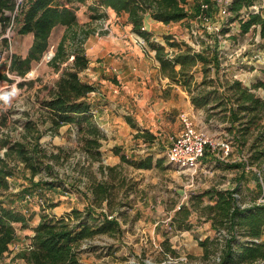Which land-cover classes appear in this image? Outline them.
<instances>
[{
    "label": "rangeland",
    "instance_id": "1",
    "mask_svg": "<svg viewBox=\"0 0 264 264\" xmlns=\"http://www.w3.org/2000/svg\"><path fill=\"white\" fill-rule=\"evenodd\" d=\"M59 1L66 4V0ZM93 1L73 0L66 5L73 8L78 23L87 22L90 28L94 29L92 36L94 40H99L105 37L109 29L104 27L102 18H95L99 17L98 12L89 9ZM213 1H216L217 8L210 9L209 21H200L192 17L187 23L179 22V25H158L156 32L158 36L160 34L159 40L166 46L161 35H166L165 33L175 35L174 39L187 42L195 50L203 51L210 58L216 56V63L208 64L209 77L218 76L221 80L237 78L248 86L259 79L264 80L262 72L264 36L260 35V28L253 27L241 35L238 23L236 21L230 23L228 20L230 15L226 11V6L229 0H211ZM258 8L259 5H255L251 9ZM100 15L106 16L104 10ZM112 21L115 27L118 25L124 36L133 34L138 37L132 31L131 25L120 15L118 18L115 15ZM19 26L20 21L16 20L2 34L7 39V45L1 47L0 53V141L22 139L26 120L35 121L39 116L37 96L42 98L46 93L45 87L52 86L59 75V71L49 64L51 58L48 59L47 54L55 52L65 25L58 23L54 26L48 36L46 50L39 59L30 61L29 68L24 69V73L23 70L18 71V68H22L18 63L12 66V62L15 57L22 61L27 56L33 35L21 34L18 32ZM222 29L228 31L222 33ZM142 45L146 50L143 53L148 55L154 53L143 41ZM166 49L171 50L167 46ZM110 55L117 58L118 53L110 52ZM97 61L93 57L89 67L80 73V77L96 86L95 92L90 95L94 104L101 102L103 105H110L108 101H111L115 93L109 90L108 82L114 81L111 77L113 74L109 72L110 76L108 74L105 76L98 73ZM195 70V76L199 81L202 77L201 64ZM168 82V78L167 82L158 80V85H155L156 90L151 94L152 100L147 105L146 112L150 113L149 117L142 115V118L136 119L133 111L130 112L123 107L120 109L129 112L127 116L135 119L140 131L153 133L154 141L145 142L142 138H135L137 127L133 128L134 132L131 128L121 129L120 123L111 117L118 115V112L110 108L108 113L112 128L106 131L101 128L107 136L100 147V161H92L84 154L77 134L70 124L61 126L59 132L53 135L46 130V124L37 122V127L41 131L39 138L41 147L48 153L58 152L61 156L59 159H45L46 163L52 165V170L42 168L41 173L36 175L33 181L40 178L56 181L57 184L62 181L67 190L42 188L40 194L36 193L33 196L28 194L25 198L13 202L12 207L20 208L26 216L27 225L14 223L16 238L0 258V264H27L16 257V253L29 243V237L33 234L32 227L39 221L40 205L44 207L46 205L45 199H50L56 206L48 210L45 208L43 211L56 216L69 213L72 208L84 209L91 198L88 178L90 176H95L97 180L108 179L116 185L114 210L103 202L102 208L94 214L98 215L101 210L108 214L112 213L108 217L115 216L119 225L118 230L112 233H100L84 239L77 249L80 264H137L138 260H142L144 264L217 263L225 229L219 224H215V227L212 225L207 205L214 201L207 191L226 190L236 185L235 177L239 170L226 164L239 160L244 152L237 150L232 144L229 160H226L220 156L222 150L217 146L214 150L207 149L205 152L207 154L204 153L195 168H180L169 163L165 151L172 143L173 137L183 127L181 115L191 119L195 127L204 131L213 142L232 139V136L227 128L228 122L221 119L220 115L207 118L206 110L194 108L187 92L181 86L171 84L169 87ZM255 93L263 97L264 87L256 89ZM103 114H105L103 111H98L95 116L97 123ZM114 146H119L121 153L128 159L139 160L152 156L151 167L137 168L132 164L120 162L119 156L112 151ZM5 149L6 147L0 146V157L3 156ZM100 165L117 166L116 171L120 174L116 179H110L106 176V170L104 174L100 172ZM18 167L21 168V164ZM8 183L9 198H14L15 194L28 184L19 170H16L14 177L8 179ZM252 187V182L241 181L242 193L247 196H251L248 195L247 189ZM185 210L189 211L186 217L182 215V211ZM204 240H208L212 251L208 258L203 256V247L200 245V241ZM261 240L264 241V233ZM164 242H167L174 252L166 251L162 244Z\"/></svg>",
    "mask_w": 264,
    "mask_h": 264
},
{
    "label": "trees",
    "instance_id": "2",
    "mask_svg": "<svg viewBox=\"0 0 264 264\" xmlns=\"http://www.w3.org/2000/svg\"><path fill=\"white\" fill-rule=\"evenodd\" d=\"M83 1V0H79ZM97 5L112 9L116 14L127 13V22L138 37L154 51L158 61L160 75L168 78V86L179 85L187 92L194 108H204L207 118L220 115L228 122V131L237 150L244 152L239 160L226 164L239 170L235 177L236 185L226 190H208L207 194L213 203L207 205L212 225L225 229L223 244L216 264H264V96L255 90L264 87V80H257L250 86L240 79L221 80L216 76L209 77L208 64L216 63V56L210 58L206 53L195 50L185 41H178L171 35H163L166 46L153 39V34L143 26V19L148 14L152 19L163 22H186L192 17L200 21H209L210 9L217 8L216 1L211 0H96ZM73 0H66V4ZM59 0H0V53L1 47L7 45V39L2 36L7 27L16 20L20 21L18 32L33 35L32 45L27 56L22 60L14 58L12 66L18 63L24 73L29 68L31 60L39 59L48 45V36L58 23L65 25L64 33L57 43L49 64L53 65L59 75L50 87H45L42 98L37 96L39 116L35 121L26 120L25 133L20 140L0 141L1 147H6L0 157V258L8 251L9 245L16 238L14 223L27 225L26 216L20 208L12 204L15 200L25 198V195L40 194L42 188L66 191L62 181H47L33 178L41 173L42 168L52 170V165L45 162L47 158L59 159L60 153H48L41 147L39 138L41 131L37 127L40 121L46 124V130L57 134L59 128L70 124L74 128L80 148L92 161H100V147L106 135L95 121L93 102L90 95L96 86L81 79L80 73L90 65L86 53L85 42L94 29L85 23H78L73 8ZM259 5L257 10L251 9ZM264 0H229L226 11L229 22L238 23L239 33H247L253 27L260 28L264 36ZM90 6L89 9L98 12ZM99 11L97 14L101 18ZM106 14V13H105ZM94 16V15H93ZM205 18V19H204ZM191 24L189 23V27ZM222 29L221 32H227ZM64 64V65H62ZM201 64L202 77L198 81L195 68ZM217 70V67H215ZM263 76H264V70ZM218 109L217 111H213ZM127 123L132 128H138L135 138L145 142H153L155 135L149 131H140L135 120L126 116ZM7 138V137H6ZM61 152V149H59ZM118 155L120 162H126L137 168H150L152 156L139 160L128 159L120 151L119 146L112 149ZM206 152V151H205ZM207 154V153H205ZM12 162V164H11ZM21 164V168L18 165ZM117 166H99V170L110 179H116L119 172ZM16 170L28 184L9 198L8 179L14 177ZM86 173V170H85ZM84 173V174H85ZM90 179L89 190L91 198L84 209L72 208L69 213L56 216L51 212L56 203L45 199L46 205H40V217L32 227L33 234L29 243L16 253V257L27 264H80L78 247L84 239H89L100 233H112L118 230L115 216L109 218L105 211L94 212L102 208L103 202L114 210L113 200L117 194L116 185L108 179ZM241 181L252 182L253 187L248 195L242 193ZM57 184V185H56ZM260 197L262 200H260ZM9 201L10 203H5ZM188 210L182 211L184 217ZM164 249L174 252L167 242L162 243ZM203 256L208 258L212 252L208 240L200 241ZM137 264H144L138 260Z\"/></svg>",
    "mask_w": 264,
    "mask_h": 264
},
{
    "label": "crops",
    "instance_id": "3",
    "mask_svg": "<svg viewBox=\"0 0 264 264\" xmlns=\"http://www.w3.org/2000/svg\"><path fill=\"white\" fill-rule=\"evenodd\" d=\"M94 1L91 3L92 9L96 8L98 12L104 10L106 13L105 17H101V20L104 27L109 29V32L105 34L104 38H100L99 40H94V37L90 34L85 42L86 53L90 58V63L93 57L98 60V73L109 75L110 72L113 74L111 77L114 81H109L108 83L110 86L109 90L115 94H113V97L110 99L111 101L107 100L110 102L111 106L106 104L103 105L101 102L99 104L93 103V112L95 116L98 114L99 110L105 113L102 117L98 116L100 121L97 123L104 131L112 128L110 126V115L108 113L110 108L118 112V115L111 117L120 123L119 126L121 129L125 130L131 128L133 131V128L126 121V116L129 112L125 110L121 111L120 109L123 107L129 109L130 112L133 111L136 119L142 118V115L149 117L150 113L146 111H148V103L152 100V91L156 90L155 85H158V80L160 82H167V78H162V75H160L158 71L159 63L154 58V53H150V55L143 53V51L146 50L139 37L133 34L128 37L127 35L124 36V33L119 30L118 25L115 27L112 21L115 15H117V18L120 15L127 23V13L116 14L112 9L97 5V1ZM172 24L179 25V22L165 24L152 19L148 14H146L143 19L144 28L153 34L154 40L159 42H161L159 40L160 34L158 36L156 26H170ZM173 37H175V35H173ZM110 52H114L115 54L118 53L117 58H113ZM113 130H115V128H113Z\"/></svg>",
    "mask_w": 264,
    "mask_h": 264
},
{
    "label": "built area",
    "instance_id": "4",
    "mask_svg": "<svg viewBox=\"0 0 264 264\" xmlns=\"http://www.w3.org/2000/svg\"><path fill=\"white\" fill-rule=\"evenodd\" d=\"M52 54V52L47 54L48 59ZM181 122L183 124L181 131L173 137L172 143L165 151V157L169 163L180 168H195L205 151L207 149L214 150L217 146L222 150L220 156L229 160L232 145L228 139L213 142L204 131L198 130L193 121L185 115H181Z\"/></svg>",
    "mask_w": 264,
    "mask_h": 264
}]
</instances>
